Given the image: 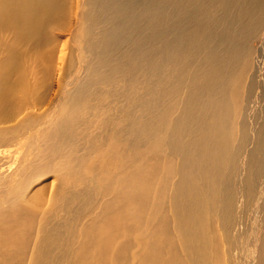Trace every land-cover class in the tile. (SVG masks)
Here are the masks:
<instances>
[{
    "label": "bare ground",
    "instance_id": "6f19581e",
    "mask_svg": "<svg viewBox=\"0 0 264 264\" xmlns=\"http://www.w3.org/2000/svg\"><path fill=\"white\" fill-rule=\"evenodd\" d=\"M68 4L0 0V264H264V0H83L78 33ZM59 35L75 107L15 121ZM141 66L146 117L84 132L90 97L120 99Z\"/></svg>",
    "mask_w": 264,
    "mask_h": 264
},
{
    "label": "rangeland",
    "instance_id": "374dc122",
    "mask_svg": "<svg viewBox=\"0 0 264 264\" xmlns=\"http://www.w3.org/2000/svg\"><path fill=\"white\" fill-rule=\"evenodd\" d=\"M82 1L83 0H69V4H68L70 16L72 18V21H74L72 28L76 29V33L81 32V28L83 26L88 25L87 20L84 18L81 19L82 23L80 25L76 24L74 12L77 11V9L81 10L80 8H81ZM94 2H95V0H93V3ZM78 3H80V4L78 5ZM157 7L158 8H165V7L161 6L160 4H158ZM100 9H101V6H97L94 4H87L86 3L84 5V12H87V13L94 14L97 11H99ZM132 10H133V8L129 5L130 14H131ZM103 26H105V21L101 20V22L94 25V29L99 30ZM56 32H59V31L56 30L54 32V35H56L55 34ZM58 37H59V39L56 41V43L45 51V54L49 55V58L46 59L45 61H46V64L50 67V71L48 73H46V88L43 92L42 100L40 101V103L37 104L36 107H32L31 110L29 109V110L23 111L21 113V115L19 114V116L16 117L15 121H19L25 115L30 114V113L37 115V116H43V119H45L48 116V113L50 111H53L56 108V106H58V108L60 109L62 106H64V103H66L68 108H74L75 107V105H74V107L69 105L66 102L65 96H62L63 90L65 89V86L67 85L68 81L71 78V73H70L71 71L67 70V67H68L67 64L68 63H67V61L65 63L64 60H65V58L71 57V60L73 63L74 47H72V40L69 41L68 39H70V38H67V36L61 37V35H59ZM147 39L152 43H157L156 36L152 33H149L147 35ZM119 54H120L119 50H116V52L114 53V58H116L118 60ZM64 63H65V65H63ZM61 66H62V69H61ZM68 68L70 69V67H68ZM146 73H147L146 67L141 66L140 72H139V77H141L142 80H141V82H137L139 86L137 84H135L134 87L133 86L131 87L129 80L128 79L126 80L125 77H123L124 80L120 79L121 80V81L119 80L120 82L117 81L115 83V85H116L115 89L120 88V89H118V91L123 92L120 99L117 98L120 96H118V95L115 96L117 101H119V102L114 101V100H116V99H114L115 97L113 96L115 94V92L113 95H111L112 92H109L106 89L107 87H105L103 89L105 91L101 93L102 97H103V100L101 103L96 102L97 99L94 96H91L90 101L92 103L95 102V104L93 106H88L90 109L92 108V110H90L86 114L87 120H86V118L83 119V121H85V123L87 122V124H88V125L86 124L87 127L85 125L82 126L83 131L86 133H89V131H90V133L95 134L98 131L99 127L101 126L100 122L106 121V124L104 126L105 131H108L107 133H110L109 132L110 127L113 125L112 121H126L129 118V115L136 116L139 119H144L146 117L145 116L146 109L141 104V102L138 98V94L141 92L147 94L146 85H144L145 83L143 81V80H145V74ZM124 74H127V73H124ZM123 85H124V87H123ZM129 87H131L132 90H131V92H129L130 95L127 93V95L130 97H127L125 95V92L127 91V89ZM134 90H135V92H134ZM105 93H106V96H105ZM103 94L105 97L103 96ZM136 94H137V96H136ZM108 95H109V97H108ZM129 98H134L132 100V103H131V99H129ZM134 100L135 101L137 100V101L135 102ZM133 101L135 103H133ZM116 102H117V104H116ZM113 105H115V106H113ZM118 107H120V108H118ZM115 109H116V111H115ZM48 110H49V112H48ZM97 110L99 112H96ZM162 110H163V107H162ZM112 111H114L116 113L114 114V112H112ZM154 111H155V109H153V113H154ZM89 115L92 117H89ZM95 115L97 118L94 117ZM107 115H108V117H107ZM110 116L112 118L111 120L109 119ZM154 116H155V121H164V120L165 121H175L174 118L165 119V118L159 117L158 115H155V114H154ZM11 121H14V119L13 120H3L4 123H9ZM89 121H91V122L94 121V122H92V124L90 125ZM138 122H139L140 127H143L144 125H148L149 121L138 120ZM126 126L129 127V121H127ZM87 128H91V129H87ZM0 129H1V126H0ZM91 130H93V131H91ZM156 137H157V135H155V138ZM162 143H168V142L163 141ZM157 146H151L150 143L145 144V145H140V147H139V159H146V158L154 155ZM10 147L11 146H7L5 148L8 149ZM8 165H10V167H8ZM3 166L6 168V170L3 172V174L8 173V170H7L8 168H11V169L16 168V165H13L12 163L7 162V161L3 162ZM127 168H128V166H126V164H124V169H127ZM88 172H90V171L88 170ZM144 176L148 177L149 174H145ZM109 180H111V179H109ZM46 182H48V181H46ZM31 251L32 250H29L28 256H30Z\"/></svg>",
    "mask_w": 264,
    "mask_h": 264
}]
</instances>
